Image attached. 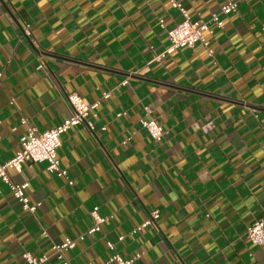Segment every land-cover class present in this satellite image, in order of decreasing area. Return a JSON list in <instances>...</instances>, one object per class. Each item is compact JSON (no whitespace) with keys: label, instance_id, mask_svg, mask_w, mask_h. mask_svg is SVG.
Masks as SVG:
<instances>
[{"label":"crops","instance_id":"crops-1","mask_svg":"<svg viewBox=\"0 0 264 264\" xmlns=\"http://www.w3.org/2000/svg\"><path fill=\"white\" fill-rule=\"evenodd\" d=\"M180 1L194 20L222 3ZM182 20L169 0H0V163L30 126L69 116L65 93L100 101L94 132L62 136L67 178L46 162L8 170L29 182L35 213L0 181V264H29L26 252L51 254L67 238L70 264H105L108 242L125 258L141 253L134 264H264L246 236L264 217V0H239L206 33L214 56L198 43L157 60ZM145 107L162 140L142 127ZM95 206L112 217L88 233Z\"/></svg>","mask_w":264,"mask_h":264},{"label":"built area","instance_id":"built-area-1","mask_svg":"<svg viewBox=\"0 0 264 264\" xmlns=\"http://www.w3.org/2000/svg\"><path fill=\"white\" fill-rule=\"evenodd\" d=\"M220 10L213 12L207 19L194 20L189 15L186 8L180 0H169L171 5L178 8L183 16V20L174 27L167 30L170 46L166 51L162 52L155 58L160 60L166 54L173 53L179 48H193L198 43L204 44L208 50L209 56H214V49L211 46V41L207 38L206 33H214V27L223 28V17L236 12L239 8V0H221ZM164 26V25H163ZM4 73L0 70V85L3 80ZM126 79L123 83H127ZM111 95L110 92L104 93L103 98L107 99ZM65 99L68 103L70 114L58 126L47 129L39 130L35 126H30L27 132L22 135L20 139V149L15 155L7 162L0 163V181L9 186L13 196L18 199L25 210L35 213L40 202L32 204L28 195L29 182H17L9 175L8 170L13 169L17 172H22L24 164L27 162L38 163L46 162L47 169L53 174L61 177H68V170L62 166L59 150L62 146V136L71 128L83 125L89 131L94 132L95 126L90 120L92 111L95 110L100 101L88 103L78 93H65ZM147 117L141 120V125L146 129L155 140H162L167 131L165 128L152 117H148L150 108L145 107ZM23 122H26L24 119ZM73 184V181H69ZM1 192V188H0ZM95 220L88 233H95L101 231L103 222L109 220L112 216H102L99 213V207L95 206L91 212ZM159 217V212L155 210L151 214V218L147 219L139 229L152 224L155 219ZM82 234L80 237L83 238ZM247 238L254 244L264 246V217L257 219L253 222L246 232ZM124 236H120L119 240H123ZM76 246V239L67 238L61 243L52 245L51 254H43L36 256L30 252L24 254L25 260L29 264H46L52 257L62 261L63 264H70L66 257V252ZM108 247L112 251L105 264H134V261L141 256V253L136 254L132 258L123 257L115 249L113 242H108Z\"/></svg>","mask_w":264,"mask_h":264}]
</instances>
